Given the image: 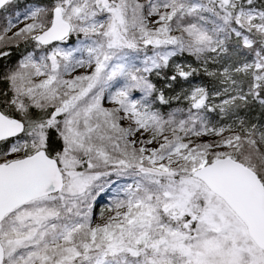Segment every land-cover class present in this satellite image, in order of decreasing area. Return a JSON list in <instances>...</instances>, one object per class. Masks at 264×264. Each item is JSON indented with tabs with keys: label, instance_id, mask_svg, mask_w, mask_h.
Segmentation results:
<instances>
[{
	"label": "snow or ice",
	"instance_id": "1",
	"mask_svg": "<svg viewBox=\"0 0 264 264\" xmlns=\"http://www.w3.org/2000/svg\"><path fill=\"white\" fill-rule=\"evenodd\" d=\"M0 264H264V0H0Z\"/></svg>",
	"mask_w": 264,
	"mask_h": 264
}]
</instances>
